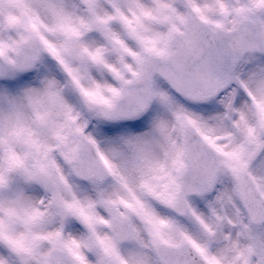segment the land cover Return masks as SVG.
<instances>
[{"label":"snow or ice","instance_id":"6c2138e0","mask_svg":"<svg viewBox=\"0 0 264 264\" xmlns=\"http://www.w3.org/2000/svg\"><path fill=\"white\" fill-rule=\"evenodd\" d=\"M0 264H264V0H0Z\"/></svg>","mask_w":264,"mask_h":264}]
</instances>
